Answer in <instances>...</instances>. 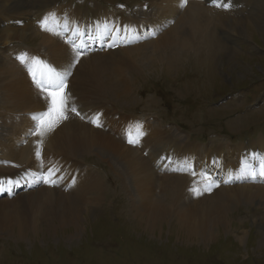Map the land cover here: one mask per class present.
<instances>
[{
  "label": "rangeland",
  "instance_id": "1",
  "mask_svg": "<svg viewBox=\"0 0 264 264\" xmlns=\"http://www.w3.org/2000/svg\"><path fill=\"white\" fill-rule=\"evenodd\" d=\"M25 1L30 11L29 25L26 26V32H29L30 36L21 44L15 41L4 47L6 45L2 43L0 58L6 60L11 57L16 60L17 57L25 55L39 58L49 66L53 64L56 71L70 70L71 75L67 77V84H70L68 118L73 113L69 100L77 99L72 96V91L94 93L89 86L82 91L81 85L73 81L80 63L86 56L99 53L105 48L86 44L83 49L76 51L77 48L64 40L66 31L58 27L56 31L60 32V35H57L60 40L70 44V49L77 52L75 65L59 64L56 57L49 54L43 44H39L41 37H37L36 30L45 32L40 27V21L51 14L52 9L59 8H62L63 14L70 9L78 10L81 15L93 14L95 9L101 8L111 14L122 15L124 19H141L143 12L148 13L152 9L149 0ZM260 1V4L251 8L223 15L228 25L239 19L247 25L244 27L240 24L241 29L235 31L237 34H232L231 37L223 30L216 31L215 46L220 53L216 55L217 50L213 53L216 56L215 63L208 64L207 67L191 65L190 63L197 62L194 60L195 56L198 57L197 54H192V51L186 53L185 57L194 62L185 65L181 59L183 55H179L178 49L163 51L164 59L175 58L178 61L175 65L166 64V60L158 55L156 59H162L163 65L156 64L153 67L145 64V60L140 58L139 70L132 69L129 73L120 75L115 81L117 87L104 84L106 94L101 101L107 103L106 108L99 106L93 113L89 111L90 118L98 114L99 118L108 117L109 120L105 124L101 123V128L109 130L115 140L126 146L130 145L127 142L129 133L134 137L137 130L132 124H144L145 126L140 128L144 135L139 144L130 146L142 147L144 155L149 158L150 166L160 173H176L163 172L161 169V138L178 146L177 151L170 150L175 161L194 159L202 150H208L218 152L223 161L228 162L236 160L237 156L231 154L227 147L240 149L245 145L264 141V0ZM216 4L224 3L218 1ZM87 11L89 13H86ZM61 15L54 14L57 21ZM8 21H5L4 14L0 13V43L4 41L3 34L8 29ZM18 23L19 21H15L14 25ZM241 30L246 31L248 35L241 33ZM255 31L259 35H256ZM109 38L108 40H111L112 35ZM150 40V37H144L137 45ZM118 49V46L113 47L114 51ZM149 56L155 57L152 53ZM207 58L208 55L200 56L204 61L210 60ZM2 59L0 65L4 63L1 62ZM22 65L28 71L27 67ZM195 66L197 67L194 71ZM37 75L39 78V73ZM30 78L32 79L31 75ZM119 85L123 88H119ZM39 93L41 99H45V94ZM1 100L0 94V112L3 108ZM114 112L121 115L118 121L114 119ZM86 114L82 112L79 117ZM124 116L130 119L126 120ZM20 117L21 115L11 117L5 123L4 116L0 114V142L8 143V140H12L13 144L27 146L28 141L37 138L30 137L26 130L14 134L18 130ZM112 120L114 125L111 124ZM6 124L9 126L6 127ZM85 124L93 128L90 122ZM21 148L23 147L17 146L10 149L16 160L9 161L12 163L9 166L11 169H5V173L9 176L16 173L17 175L11 176L12 180L23 176L27 168L35 170V176L43 158L49 154L45 145L46 152L40 158L29 154L28 157L19 159L17 152ZM0 160L6 161L1 153ZM78 160L88 169V175L102 185L103 198L100 205H87L81 216L82 221L77 225L65 221L67 215L48 222H34L29 215L25 219V211L17 209L13 204L26 189L18 184V190L15 191L17 195L14 197V193L12 200H2L8 199L6 195L0 197V264H264V211L253 204V198L234 207L221 219L213 212L190 209L191 205L200 204L203 200L199 195L186 197L185 193H182L179 194L181 200L173 203L187 209L178 210L164 204L150 223V227L140 223L138 226L137 222L133 221L134 214L128 204L127 176L122 170L121 162L115 156L95 148L84 157L79 155ZM54 170V186L46 183V189L65 192L58 196L79 201V197L70 195L77 181L71 178L69 171L63 167ZM240 179V182L230 181L224 185L215 184L205 188L206 193L215 194L223 186L264 187V181H260L264 178L247 175ZM192 181L195 186L191 187V190L202 187L195 178ZM40 184L39 180L37 187ZM162 189V185L157 183V196L162 194ZM205 226L213 229L214 233L211 237L206 236L208 239L203 241L197 236L204 231ZM193 233L195 236L191 235Z\"/></svg>",
  "mask_w": 264,
  "mask_h": 264
},
{
  "label": "bare ground",
  "instance_id": "2",
  "mask_svg": "<svg viewBox=\"0 0 264 264\" xmlns=\"http://www.w3.org/2000/svg\"><path fill=\"white\" fill-rule=\"evenodd\" d=\"M149 1L152 9L148 13L143 12L140 16L141 19L139 17L124 19L122 15L111 14L101 8L95 9L93 14L86 15H81L78 10L65 9L66 12L63 14L62 8L52 9L51 14H62L58 20L59 29L66 31L64 40L77 48L76 51L83 49L86 44L92 47H104L105 49L99 53L86 56V59L80 61L73 79L74 82L81 85L82 91L89 86L94 92L85 94V92L72 91V96L77 97V99L76 101H69L72 103V107H75L80 113L79 116L82 112L87 113L85 118L82 119L75 113H71V117L61 121L57 129L55 128L43 137L30 134L35 123L31 117L33 114L47 109L46 99H41L40 91L30 78V74L17 59L16 61L11 57H7L6 60L0 58L2 59L1 62H4L0 65V94L3 107L0 114L4 116L3 121L6 123L9 118L21 115L18 130L14 134L26 130L30 137H37L28 141L27 146L13 144L12 140H8V143L0 142V153L2 158L6 159V161L0 160V179L3 180L2 183L0 180V188L3 189L0 191V197L6 195L8 199L2 200L10 201L15 191L18 190V184L20 187L25 186L26 189L21 191L20 197L15 202L13 201L17 209L25 211V219L29 215L34 222H48L67 215L65 221L77 225L81 223V216L87 205H100L103 198L102 185L97 179L88 175L86 172L88 169L78 160L79 155L84 157L93 148L111 154L121 162L122 170L127 176L128 204L132 210L131 213L134 214L133 221H136L137 225L140 223L150 227V223L153 222L160 207L164 204L178 210L187 209V207L173 203L181 200L179 194L182 193H185L186 197L199 195V198L203 200L200 204L191 205L190 209L213 212L221 219H224L225 213H229L244 201L249 202L251 198H253V204L264 211V187L262 186H223L217 193L210 195H207L205 190V188L208 189L215 184L218 186L230 181L240 182V178L243 179L247 175L253 177L252 173H256V178H264V176L259 175L261 166L264 165V141L245 145L240 149L227 147L231 154L237 156L236 160L228 162H224L218 152L208 150H202L199 156L194 159L175 161L170 150L175 152L178 150V146L165 138H161L159 142L163 152L161 169L163 172H176L170 174L160 173L153 169L150 166L149 158L144 155L145 151L142 147L126 146L115 140L110 135L109 130L101 127L96 128L93 123H90L93 128L85 124L96 117L92 115L90 118L89 111L93 113L99 109V106L106 108L107 103L101 101L103 95L106 94L104 84L113 88L117 87L115 81L120 75L127 74L132 69L139 70L141 66L138 59L143 58L145 64L153 67L156 64L163 65L162 59L166 60L163 58V51L169 52L170 49H178L179 55H183L181 59L185 65L194 62L185 57L186 53L189 54L192 51V54H197L198 57L195 56L194 60L197 62L190 63L191 65L208 66V64L215 63L216 56L213 53L217 50L215 46L217 43L215 40L216 31L218 29L223 30L225 34L231 37L232 34H237L235 31L241 29L240 24L247 25L242 19L233 21L228 25L227 19H224L223 15L251 8L261 3L260 0H187L186 6L181 7L180 0ZM218 1L224 4L216 6ZM222 8L227 9V11ZM0 13L4 14L5 21L9 20L8 29L4 34L2 33L4 41L0 43L1 47L2 43L6 45L4 47H8L7 44L15 41L21 44L24 40H28L30 34L26 32V28L29 25L30 11L25 0H1ZM11 14L16 15V17ZM15 21H19L18 25H14ZM242 32L248 35L246 31L241 30ZM36 33L37 37H41L39 44H43L49 54L56 57L57 63L70 65L75 62L77 52L70 49V44H66L62 39L60 40L59 36L50 32H41L38 29ZM255 34L259 35L256 31ZM110 35H112V39L108 40ZM144 37H150L151 40L137 45L138 41L140 42ZM109 45L113 46L109 47ZM219 45L222 46V44ZM115 46L119 48L116 51L113 50ZM198 50L204 56L208 55L207 59L210 60L200 59L201 54ZM218 50L216 55L218 52L220 53ZM14 53L15 51L10 53V56ZM151 53L155 57L149 56ZM157 55L162 59L157 60ZM165 62L175 65L178 61L175 58H168ZM51 67L53 68V64ZM196 67H194V71ZM67 80L69 82L68 78ZM118 87L123 88L122 85ZM66 90L69 93L70 84H67ZM106 113L109 114L108 111ZM114 116L116 121L121 117L118 112H114ZM123 118L130 119V117L127 119L126 116ZM108 120L106 116L105 119L99 118L102 124ZM111 124L114 125L113 120ZM8 126L6 124V127ZM132 126L138 129L145 125L133 123ZM38 140L42 141L41 155L46 152L45 145L49 149V154L43 158L39 171L33 176L36 171L27 168L23 176L18 178L19 180L16 178L12 180L11 176L17 174L13 173L9 176L5 173V169H11L9 166L12 163L9 161L16 160L10 149L17 146L23 147L17 152L19 159L28 157L29 154L36 155ZM168 162L171 163L167 165ZM57 167L67 169L71 178L77 181V184L72 187L70 195L79 197V201L58 196L65 192L46 189L43 175L44 177L47 176L49 169ZM38 178L41 183L39 187H37ZM194 178L199 181L202 187L191 190V187L195 186L192 181ZM260 181L263 182L264 180L261 179ZM157 183L163 187L162 194L159 196L156 195ZM27 191L28 193H26ZM1 192L3 193L1 194ZM16 195L17 193L14 197ZM2 200L0 199V204ZM212 231L213 229L205 226L204 231L197 237L206 241L208 239L206 236L211 237L213 235L214 232ZM191 235L195 236L194 233Z\"/></svg>",
  "mask_w": 264,
  "mask_h": 264
},
{
  "label": "snow or ice",
  "instance_id": "3",
  "mask_svg": "<svg viewBox=\"0 0 264 264\" xmlns=\"http://www.w3.org/2000/svg\"><path fill=\"white\" fill-rule=\"evenodd\" d=\"M186 4L187 0H180L181 7L186 6ZM216 6L221 5L217 4ZM40 27L43 31L50 32L54 35H60V32L56 31V29L59 27V22L56 20L54 14L45 16L40 21ZM112 46L113 45H109V47ZM17 59L21 64H24L27 67L29 74L32 76L33 82L37 85V88L41 93L45 94L47 109L43 112L32 115L31 119L35 123L30 133L31 135L43 137L48 132L53 131L61 121L68 119L67 112L69 104L68 92L66 89L67 77L71 75V71H56L51 66L47 65L44 61L35 57H27L25 55H21L17 57ZM37 73H39V78ZM71 111L77 116L80 115L75 107H72ZM89 122L93 123L96 127H102L98 115L95 118L91 119ZM143 135V130L138 128L135 132L134 137L133 134L129 133L127 142L130 145H137L139 144L140 139L143 137ZM41 143V140L37 141V158L41 157ZM55 171L56 170L54 169H49L48 175L43 178V182L54 186V179H52V177H54ZM252 175L255 176L256 173H252ZM259 175L264 176V165L261 166ZM0 191H3V189L0 188Z\"/></svg>",
  "mask_w": 264,
  "mask_h": 264
}]
</instances>
